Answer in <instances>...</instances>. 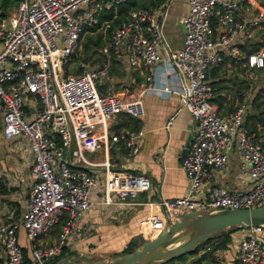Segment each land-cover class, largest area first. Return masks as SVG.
Returning <instances> with one entry per match:
<instances>
[{"label": "built area", "instance_id": "built-area-1", "mask_svg": "<svg viewBox=\"0 0 264 264\" xmlns=\"http://www.w3.org/2000/svg\"><path fill=\"white\" fill-rule=\"evenodd\" d=\"M117 1L16 0L12 11L0 15L1 133L5 138L24 137L32 156L26 205L17 219L0 220L4 264H45L66 239L79 235L78 218L91 204L90 189L98 180L95 166L100 169L104 202L130 201L148 188L144 174L112 168L107 157L96 160L88 155L100 146L106 148L109 141L121 144L129 155L137 150L140 129L119 125L109 131L106 121L120 112L139 117L142 91L177 93L194 120L191 140L179 161L188 178L187 189L174 197L146 201L157 203L164 213L149 211L141 219L151 235L163 228L166 219L185 211L264 203V151L242 121L248 89L238 88L242 98L221 113L212 101L209 77L211 68L226 58L264 67V44L247 50L264 21V0L255 2L248 17L236 15L239 0H186L177 48L165 42L160 10L131 8L101 43L103 59L80 62L77 70H70L66 66L79 48L81 33L95 24L102 9ZM114 57L147 70L137 95L127 88L115 92L98 87ZM170 123L171 115L163 127ZM232 145L246 167L247 187L214 184L206 196L199 195L211 168L224 165ZM58 221L55 236L40 240ZM18 226L23 228L27 251L17 239ZM263 226L245 227L235 244L238 264H264Z\"/></svg>", "mask_w": 264, "mask_h": 264}, {"label": "crops", "instance_id": "crops-1", "mask_svg": "<svg viewBox=\"0 0 264 264\" xmlns=\"http://www.w3.org/2000/svg\"><path fill=\"white\" fill-rule=\"evenodd\" d=\"M260 1L239 0L236 15L238 17L250 16L254 12L255 4ZM186 8V0H164L155 7L163 13L161 30L170 48H177L181 45L183 29L180 19ZM255 31L252 38L256 36ZM111 65L113 73L111 71L107 80H103L105 81L104 88L115 92H121L127 88L133 95H137L146 83L147 70L141 65L130 66L124 59L116 57L113 58ZM259 68L247 66L244 59L240 58H226L225 63L211 68L209 77L214 86L212 101L219 112H229L242 98L236 91L243 84L253 90L262 85L246 76V73L255 74ZM123 82H127L129 88L123 86L121 89L120 83ZM226 84L229 89L228 94L227 90L225 91ZM246 96L247 94L245 99ZM139 99L142 114L139 117L133 116L136 119L135 128L141 131L137 150L129 155L121 144L109 141L106 148L100 146L88 155L96 160L107 157L112 168L144 174L149 179L148 188L139 191L130 201H115V198H112L104 202L100 169L95 166L93 171L98 180L90 189L91 204L78 218L79 235L66 239L53 264H66V262L86 264L95 258L118 254L128 240L134 236L141 240L148 238L151 234L146 226L142 225L141 219L149 211L156 212L160 216L164 213L157 203L148 204L146 201L159 197H174L186 191L188 178L180 167L179 161L182 151L191 140L194 125L191 114L181 105V98L175 92L142 91ZM248 99L250 100L251 97L248 96ZM248 105L247 102L242 121L252 130L254 138L260 141L264 151V109L248 111ZM125 115L126 113L120 112L108 117L106 121L108 130L113 131L119 125L128 126L123 122ZM169 115H171V123L164 128L163 123ZM226 152L227 158L224 165L211 168L210 179L201 184L199 195L206 196L209 187L214 184L225 186L228 189L247 187L249 178L246 167L235 147L230 146ZM31 161V152L24 137L16 135L5 138L2 135L0 113V220L17 219L25 207L29 184L32 181ZM58 228L59 221L43 233L40 240L50 241ZM245 231V227H236L229 231V241L226 246L213 251L218 264H238L234 256L235 244ZM262 231L264 234V227ZM17 239L26 249L27 241L21 226L17 227ZM203 249L199 248L196 253ZM188 258L193 262L191 255ZM198 263L204 264L205 261L199 260ZM0 264H4L2 256H0Z\"/></svg>", "mask_w": 264, "mask_h": 264}, {"label": "water", "instance_id": "water-1", "mask_svg": "<svg viewBox=\"0 0 264 264\" xmlns=\"http://www.w3.org/2000/svg\"><path fill=\"white\" fill-rule=\"evenodd\" d=\"M258 224H264V203L189 210L175 219H166L162 229L131 250L95 258L88 264H161L190 251L199 241L224 228Z\"/></svg>", "mask_w": 264, "mask_h": 264}, {"label": "trees", "instance_id": "trees-1", "mask_svg": "<svg viewBox=\"0 0 264 264\" xmlns=\"http://www.w3.org/2000/svg\"><path fill=\"white\" fill-rule=\"evenodd\" d=\"M163 1L164 0H120V1H117L113 4H111L110 6L102 9L100 11V13L98 14V17H97L95 24L92 25L91 27H89L88 29H93V28L98 27V26L99 27L103 26L104 32L106 35L105 38H108L110 33H111V29L116 24L120 23L125 18V15L129 9L139 8V7L146 8V9H152V8L159 6ZM15 3H16V0H0V15L1 14H7V8L11 7L13 4L15 6ZM262 22H264V21H262ZM263 28H264V26H263ZM101 34H102L101 32H97L95 34V37L91 38V41L97 42V43H102L101 41H99ZM263 44H264V29L260 34H258L257 36H255L254 38L251 39V41L249 42V47L247 50H255L260 45H263ZM83 45L84 46L87 45L86 41H83ZM240 46L245 49L244 44H240ZM89 57H90L89 53L83 55L82 56L83 61H85V62L88 61ZM103 57H104V55H102L100 53V55L94 59L96 60V62H99L100 60L103 59ZM112 60H113V58L111 59V63H112ZM111 63L108 67V75H109L110 70L112 69ZM104 80L106 81L107 79H104ZM105 81L98 84V87L104 88ZM123 118L125 119V121H123L125 125L132 126L133 128L136 127V119L132 115L126 113V115L123 116ZM236 227H239V226H229L223 230H220V231L212 234L209 237H206L205 239L199 241L190 251L185 252L183 254H180L177 257L168 259V260L164 261L163 264H182L181 258H184L187 253H189V254L195 253L196 254L193 257L194 262H198L199 260H204L205 261L204 264H207L208 261H209V264H214V261H217V260H216L215 255L213 254V251L217 248H224L226 246L227 242L229 241V231L233 228H236ZM263 227H262V229H263ZM262 229H261V233L263 234ZM141 241L142 240L137 239L136 236L132 237L130 240H128L126 245L120 250L119 253L127 251V250H131L132 248L139 245V243ZM62 248H63V245H62L61 249ZM199 248H204V249L202 251H200L199 253H196V251ZM61 249L57 254H54V255L47 257L45 259V264H53V262L58 258L59 253L61 252Z\"/></svg>", "mask_w": 264, "mask_h": 264}, {"label": "rangeland", "instance_id": "rangeland-1", "mask_svg": "<svg viewBox=\"0 0 264 264\" xmlns=\"http://www.w3.org/2000/svg\"><path fill=\"white\" fill-rule=\"evenodd\" d=\"M13 8H14V4L11 7L7 8V13L12 11ZM263 26H264V22H262V24L259 26V28H257V30L255 31L256 36L263 31V29H264ZM97 32L102 33L99 41L103 42V40L107 39V38H105L106 35L104 32L103 26H100V27L98 26V27H95L93 29H86L84 32L81 33V40H80L79 48L76 50L75 55L71 57V59L68 62L66 67H68L72 71L77 70L76 68H77L78 63L85 62V61H83L82 56L87 54V53L90 54L88 62L89 63H95L96 62V60L94 58H96L100 55L99 47H100L101 43L93 42V41H91V38L95 37V34ZM83 41H86V44H87L86 46L83 45ZM225 60L222 63H225ZM111 71L113 73V70L111 69L109 72L110 75H111ZM246 76H247V78H251L256 83L262 84L256 90H253L252 88H248L249 86H247L246 84L242 85L243 88L248 89L247 96H246V103L247 102L249 103L248 111H257L258 108L264 109V67H260L258 72H256L255 74H250V73L247 74L246 73ZM127 84H128L127 82L126 83H124V82L120 83V88L122 89L123 86L128 87ZM231 86L233 87V83ZM226 90H227V94H228L229 89L227 87V84H226L225 91ZM248 96L251 97L250 100L248 99ZM263 114H264V112H263ZM263 117H264V115H263ZM189 255H191L193 258L195 256V253H191V254L187 253L184 258H181L182 264H201V263L194 262V261L191 262L188 258ZM44 263H45V260H44ZM62 264H64V263H62ZM66 264H70V263L66 262ZM73 264H85V263H80V262L76 263L75 262ZM86 264H88V263H86ZM214 264H218V262L214 261Z\"/></svg>", "mask_w": 264, "mask_h": 264}]
</instances>
